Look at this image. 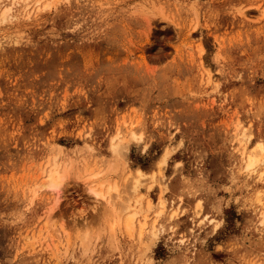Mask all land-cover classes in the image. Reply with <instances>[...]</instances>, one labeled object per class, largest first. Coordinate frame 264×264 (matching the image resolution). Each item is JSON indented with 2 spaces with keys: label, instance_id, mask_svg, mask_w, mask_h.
Masks as SVG:
<instances>
[{
  "label": "rangeland",
  "instance_id": "374dc122",
  "mask_svg": "<svg viewBox=\"0 0 264 264\" xmlns=\"http://www.w3.org/2000/svg\"><path fill=\"white\" fill-rule=\"evenodd\" d=\"M42 1L0 0V264H264V0Z\"/></svg>",
  "mask_w": 264,
  "mask_h": 264
},
{
  "label": "bare ground",
  "instance_id": "6f19581e",
  "mask_svg": "<svg viewBox=\"0 0 264 264\" xmlns=\"http://www.w3.org/2000/svg\"><path fill=\"white\" fill-rule=\"evenodd\" d=\"M42 0H37L38 2V6H40L42 3H41ZM44 2V1H42ZM37 6V7H38ZM247 13V12H246ZM260 13L262 14V16H264V9L262 11H260ZM248 15V14H247ZM209 81H212V77L211 75L209 76ZM255 151H258V150H264L263 146L261 145H257L255 148H254ZM167 158H168V152L165 153L162 157V159L160 160V165L166 163L167 161ZM260 162V158L258 157V155H256V153L252 154V155H249L248 157V168L249 169H252V168H255L256 166H258ZM262 171V170H261ZM264 171V169H263ZM138 173L141 174L142 173V170H138ZM264 173V172H263ZM261 174V173H260ZM65 175H63L62 173H60L59 169H52L48 172L47 174V180L46 182L44 183V187H59L61 184H62V180L64 179ZM260 178V177H259ZM261 179H263L264 181V175H261ZM95 180V179H94ZM93 181V179H92ZM262 181V182H263ZM94 193L96 194V196L98 198H107V194L103 193L102 191H94ZM107 195V196H106ZM261 200V199H260ZM80 204V203H79ZM81 205V204H80ZM85 205V204H84ZM129 208H131V205L129 204ZM119 215V214H118ZM122 216V214L120 215V217ZM129 217V216H128ZM127 217L128 219V222L127 223V226L129 227V229L131 231H133V226H135V215H131L129 218ZM142 222H145V221H142ZM146 227V223H143L141 226H140V229H141V233H140V236L143 234V231ZM130 231V232H131Z\"/></svg>",
  "mask_w": 264,
  "mask_h": 264
}]
</instances>
